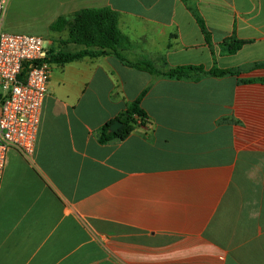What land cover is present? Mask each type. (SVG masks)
Listing matches in <instances>:
<instances>
[{
	"label": "crops",
	"instance_id": "0c3cea01",
	"mask_svg": "<svg viewBox=\"0 0 264 264\" xmlns=\"http://www.w3.org/2000/svg\"><path fill=\"white\" fill-rule=\"evenodd\" d=\"M44 2L47 27L111 8L130 43L121 54L159 71L264 62V0ZM190 9L204 20L212 53ZM233 33L249 43L222 54ZM47 36L48 50L59 42L84 49L61 44L67 27ZM260 79L264 67L154 78L111 53L52 63L33 154L10 150L0 180V264H264ZM144 90L147 121L99 144L98 130Z\"/></svg>",
	"mask_w": 264,
	"mask_h": 264
},
{
	"label": "trees",
	"instance_id": "16d2710c",
	"mask_svg": "<svg viewBox=\"0 0 264 264\" xmlns=\"http://www.w3.org/2000/svg\"><path fill=\"white\" fill-rule=\"evenodd\" d=\"M190 11L210 49V52L212 53V42L204 20L197 11L191 9ZM117 24V12L109 7L82 9L76 12L68 22L65 18L59 17L53 24H51L49 29L51 31L60 32V30L67 27L68 37L66 40L62 41L61 44L83 46L84 49L75 52L60 50L59 42L57 51L50 49L45 61L49 64H64L79 60L83 57L94 58L111 53L123 65L147 72L154 78L190 81H197L203 77H237L241 73L251 71L255 68L264 67V62H255L230 68H217L214 66L208 70L197 65H181L170 68L166 71H159L146 59L131 61L121 54L120 51L128 49L130 43L128 42L127 37L120 32ZM247 43L249 42L237 39L233 33L231 36L223 39L219 44V47L222 54L233 55ZM253 81L255 80L250 79L242 82L251 83ZM258 81L264 82V79ZM146 91L147 90H144L133 102L128 104L121 114L113 120L105 123L98 130L97 140L99 144H106L114 139L123 140L133 130L134 125L137 123L144 124L147 121V115L140 107V100ZM115 121H119L121 126L115 132H110L108 127Z\"/></svg>",
	"mask_w": 264,
	"mask_h": 264
},
{
	"label": "built area",
	"instance_id": "2783aa9c",
	"mask_svg": "<svg viewBox=\"0 0 264 264\" xmlns=\"http://www.w3.org/2000/svg\"><path fill=\"white\" fill-rule=\"evenodd\" d=\"M8 2L0 0V180L10 150L33 154L51 70L43 38L3 31Z\"/></svg>",
	"mask_w": 264,
	"mask_h": 264
},
{
	"label": "rangeland",
	"instance_id": "374dc122",
	"mask_svg": "<svg viewBox=\"0 0 264 264\" xmlns=\"http://www.w3.org/2000/svg\"><path fill=\"white\" fill-rule=\"evenodd\" d=\"M3 31L33 35L45 41H53L47 36L52 31L45 24L44 0H12L4 15Z\"/></svg>",
	"mask_w": 264,
	"mask_h": 264
},
{
	"label": "water",
	"instance_id": "95a60500",
	"mask_svg": "<svg viewBox=\"0 0 264 264\" xmlns=\"http://www.w3.org/2000/svg\"><path fill=\"white\" fill-rule=\"evenodd\" d=\"M120 126H121V123L119 121H115L109 125L108 130L110 132H115Z\"/></svg>",
	"mask_w": 264,
	"mask_h": 264
}]
</instances>
